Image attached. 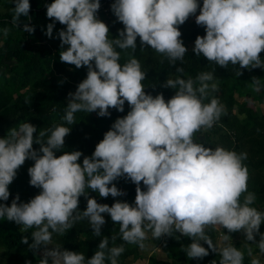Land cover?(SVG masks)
Returning a JSON list of instances; mask_svg holds the SVG:
<instances>
[{
  "label": "clouds",
  "instance_id": "clouds-1",
  "mask_svg": "<svg viewBox=\"0 0 264 264\" xmlns=\"http://www.w3.org/2000/svg\"><path fill=\"white\" fill-rule=\"evenodd\" d=\"M12 3L13 21L18 25L21 14H29L30 0ZM100 7L101 0H51L46 4L47 16L55 18L47 25V35L52 36L57 20L66 25L58 32L60 59L77 67L87 65V75L69 93L62 118L66 124L54 122L34 136L37 125L26 120L0 136V200H8L9 184L26 158L34 160L28 168L30 183L41 188L30 200L20 201L17 193L11 204L0 203V218L14 220L23 231L32 229L30 248L54 245L44 248L37 264H119L125 245L110 246V237L102 235L105 212L118 223L122 239L140 247L149 231L158 238L178 230L191 237L185 247L188 257L202 258L212 248L220 252L219 264H244L245 253L230 234L243 230L245 240L254 241L264 252V232H260L264 210L254 205L256 193L248 189L247 151L237 152L222 144L206 146L194 138L198 130L211 128L226 110L212 94L219 88L214 72L201 71L195 78L168 76L165 86L175 93L166 100L162 92L145 91L146 71L141 61L130 55L121 63L117 50L136 49L139 36L141 48L150 45L171 64L183 61L187 46L178 25L195 14L196 22L205 26V34H198L194 42L196 55L224 67L239 65L238 74L245 67H264L260 55L264 50V0H203L202 4L200 0H113L112 10L124 24L115 38L109 37L108 24L98 16ZM34 30V25L23 23V31ZM9 31L0 28L5 36ZM184 71L182 65L177 66V73ZM262 86L256 77L257 90ZM125 101L129 111L113 121L92 154L83 156L82 164L80 149L56 154L65 145L76 112L98 110V115L110 116V106L123 112ZM34 141L39 149L33 147ZM125 174L136 183L135 203L120 199L102 203L89 195V189L104 197L123 194L112 182ZM81 194L88 197L83 210L78 207ZM85 218L95 235H102L91 257L52 243L54 233L63 234ZM209 225L228 229L219 247L206 231ZM22 240L28 242L29 236ZM248 253L252 255L251 245ZM250 264H261L259 256H252Z\"/></svg>",
  "mask_w": 264,
  "mask_h": 264
},
{
  "label": "trees",
  "instance_id": "trees-1",
  "mask_svg": "<svg viewBox=\"0 0 264 264\" xmlns=\"http://www.w3.org/2000/svg\"><path fill=\"white\" fill-rule=\"evenodd\" d=\"M50 2L51 0H46V3ZM102 2H108V10L106 12L98 10V16L105 17L104 21L109 26V37L115 38L119 35V30L124 27V24L112 10L113 0H101ZM30 4L28 16L21 14L18 25L13 21L12 9L14 5L12 0L6 4L8 10L0 14V25L10 27V31H12L11 28L23 30L24 22L35 26V30L32 32L25 31L24 37L21 39L12 37L1 39L0 32V42H2L0 43V129L7 121L5 128L0 130V136L6 135L11 127L18 126L19 123L26 120L37 125L34 136L39 134L40 129L48 127L54 122L66 124L67 121L62 118L65 115L69 93L74 92L78 83L87 75L88 69L82 70L75 64L60 59L61 38L58 32L60 28H66V25L57 20L52 36H48L47 25L45 26L43 23L45 19L52 21L55 18L47 16L42 0H30ZM193 22L192 27H188L187 19L183 24L178 25L181 29L182 40L187 46L183 61L177 60L176 64H171L165 54L157 52L150 45L141 48L139 36L136 49L117 48L121 52L120 61L123 63L130 58V55H135L146 71L145 91L153 95L162 92L166 100L175 93L174 88L165 86L168 76L183 75L185 78L188 76L195 78L201 71L214 72L219 88L212 94L219 97L226 110L211 127L212 132L218 137L209 136L207 141L202 142L206 146L212 145L213 147L222 144L237 151L241 149L240 147H247L248 156L245 161L251 167L248 189L256 193L254 205L264 210V110L260 112L257 109L255 104L257 98L250 91L256 88V77H259L260 81L264 83V67H245L238 74L239 65L229 63L227 67H224L216 64L215 61H209L202 54L196 55L193 49L188 50L190 44L194 45L198 34H205V26L198 24L196 20ZM260 55L264 57V50ZM179 65L185 69L184 73L176 72ZM248 88L249 91L246 90L244 94L246 100H238L236 93L243 92ZM261 89L264 92V86ZM129 109L130 105L125 101L123 112L110 106V116L98 115V110L76 112V121L69 125L71 131L65 136V145L62 149H58L56 154L60 155L63 151L80 149L82 156L79 160L82 164L83 156L92 154L96 144L103 138L105 131L111 127L113 121L118 116L126 115ZM197 132L194 136L195 139H197ZM240 141H242L241 144H239ZM33 147L39 149L40 145L34 141ZM33 163V159L26 158L25 162L17 169V175L9 184L10 196L8 200H0V203L11 204L17 193L20 195V201H27L41 191V188L30 183L28 168ZM112 183L123 189V194L118 196L109 194L104 197L89 189V195L96 197L98 202L102 203L112 204L117 199L135 203L136 183L131 178L125 174L117 177ZM141 187H145L142 181ZM87 199L88 197L83 194L79 197L78 207L80 210L86 208ZM103 215H105L106 222L102 225L101 231L102 235L110 237L109 245L111 246L113 243L125 245V251L118 257L119 264H123L131 256L138 257L140 254L139 244L124 241L119 235L118 223L111 219L109 213L105 212ZM31 231L32 229L21 230V225L14 220H9L6 217L0 218V248L3 249V256L11 264H26L28 260H31L32 264H37L41 258L38 249L29 247L33 239ZM227 231L228 229L224 227V232ZM238 231L230 234L234 235ZM207 233L216 243V229L210 227ZM114 234L116 239L113 241L111 236ZM25 235L29 236L28 242L22 240ZM102 235L96 236L85 218L77 221L63 234L54 233L52 243L59 244L63 248L83 251L88 258L94 254ZM259 238V233H257L256 239L259 240ZM160 241L163 251L170 259L185 261L187 264H211V261L216 260L219 264L220 252L212 248H209V253L202 258L188 257L185 247L191 242V237L185 236L178 230L173 235H162ZM202 243L209 247L206 242L202 241ZM40 247L46 246L42 244ZM156 263L177 264L171 260L156 261ZM244 264H250L245 257Z\"/></svg>",
  "mask_w": 264,
  "mask_h": 264
},
{
  "label": "rangeland",
  "instance_id": "rangeland-1",
  "mask_svg": "<svg viewBox=\"0 0 264 264\" xmlns=\"http://www.w3.org/2000/svg\"><path fill=\"white\" fill-rule=\"evenodd\" d=\"M9 0H0V14L6 12L8 9L6 7V4L8 3ZM201 4L203 3V0H200ZM46 0H42V5L43 8L46 9ZM47 11V9H46ZM199 12V9L197 10V14ZM99 18L105 20L104 16H100ZM188 27H192L194 25L193 20H195V14L190 15L188 18ZM50 19H45V22L43 23L45 26L48 25ZM1 26V25H0ZM0 28H3L2 26ZM10 28V27H8ZM12 31H10L7 36H5L2 32H1V39H7V38H16V39H21L24 37L25 31L23 30H17L15 28H11ZM31 41H34V38L31 39ZM68 47V45H65V48ZM194 47L193 44L189 45V49L188 50H192ZM80 69L82 70H86L88 69L87 65H83L80 66ZM246 90L249 91L248 89H245L243 92H238L236 93V98L238 100H246V97H244V94L246 93ZM251 94L253 96H256L257 100L255 102L257 109L260 112H263L264 110V92L263 90L260 88L259 90H257V88L250 90ZM7 123V121H6ZM6 123L4 124L3 128H1L0 130H3L6 126ZM209 136H211L212 138H217L218 135L214 134L212 132L211 128L208 129H202L199 130L196 134V138L198 140L201 141H207ZM242 141H240L239 144H241ZM241 149H238L237 152L240 151H247V147H240ZM245 164L246 161H244ZM248 166V170L249 173L251 172V167L247 164ZM210 227H214L217 231V235H216V243L219 247V245L221 243H223L222 237L224 235V227L221 225H209L206 228V231L210 228ZM260 232H264V222L261 223V231ZM232 236V242L234 244H236L237 247L241 248L244 253H245V258L250 262L252 259V256H259L260 260H261V264H264V252H261L259 247L255 244L254 241H246L245 240V233L243 232V230H239L237 233H235ZM161 237H153L151 235V232L149 231L148 237L147 239H145L144 241V247H140V254L138 257H134L131 256L130 258H128L123 264H157L156 261H165V260H171V261H175L177 264H187L185 261H176L174 259H170L168 257V255L163 251L162 247H161V241H160ZM248 245H251L252 247V255H249L248 253ZM46 247H54V245H47ZM44 248L45 247H39L38 248V253L40 254V257L43 256L44 253ZM51 259V258H49ZM0 264H11L9 261L6 260V258L3 256V249L0 248Z\"/></svg>",
  "mask_w": 264,
  "mask_h": 264
},
{
  "label": "built area",
  "instance_id": "built-area-1",
  "mask_svg": "<svg viewBox=\"0 0 264 264\" xmlns=\"http://www.w3.org/2000/svg\"><path fill=\"white\" fill-rule=\"evenodd\" d=\"M98 10H99V12H101V11L106 12L108 10V2H102L101 7Z\"/></svg>",
  "mask_w": 264,
  "mask_h": 264
}]
</instances>
